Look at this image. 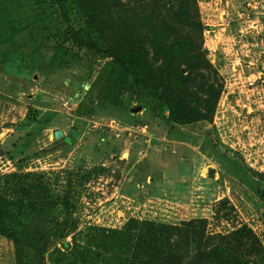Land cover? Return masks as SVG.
Masks as SVG:
<instances>
[{
    "label": "rangeland",
    "instance_id": "obj_1",
    "mask_svg": "<svg viewBox=\"0 0 264 264\" xmlns=\"http://www.w3.org/2000/svg\"><path fill=\"white\" fill-rule=\"evenodd\" d=\"M193 219L264 247V0H0V264Z\"/></svg>",
    "mask_w": 264,
    "mask_h": 264
},
{
    "label": "trees",
    "instance_id": "obj_2",
    "mask_svg": "<svg viewBox=\"0 0 264 264\" xmlns=\"http://www.w3.org/2000/svg\"><path fill=\"white\" fill-rule=\"evenodd\" d=\"M184 19L187 24L192 23L188 16ZM169 154L172 156L171 152ZM173 170L178 182H188L192 178L193 167L185 160H178ZM205 222L204 219H193L181 225H166L132 220L122 229L102 230L105 247L114 245L118 252L109 261L103 258L100 263L264 264V247L251 228L242 226L230 235L218 236V242L214 243ZM79 247L77 243L71 246L74 254ZM82 257L86 264H97L91 254Z\"/></svg>",
    "mask_w": 264,
    "mask_h": 264
},
{
    "label": "water",
    "instance_id": "obj_3",
    "mask_svg": "<svg viewBox=\"0 0 264 264\" xmlns=\"http://www.w3.org/2000/svg\"><path fill=\"white\" fill-rule=\"evenodd\" d=\"M62 132L61 131H57L56 132V137L59 138L61 136Z\"/></svg>",
    "mask_w": 264,
    "mask_h": 264
},
{
    "label": "crops",
    "instance_id": "obj_4",
    "mask_svg": "<svg viewBox=\"0 0 264 264\" xmlns=\"http://www.w3.org/2000/svg\"><path fill=\"white\" fill-rule=\"evenodd\" d=\"M184 183H181V182H179V183H177V185H183Z\"/></svg>",
    "mask_w": 264,
    "mask_h": 264
}]
</instances>
